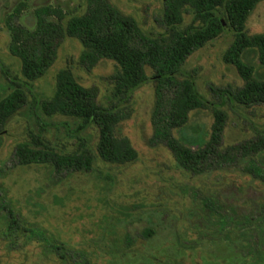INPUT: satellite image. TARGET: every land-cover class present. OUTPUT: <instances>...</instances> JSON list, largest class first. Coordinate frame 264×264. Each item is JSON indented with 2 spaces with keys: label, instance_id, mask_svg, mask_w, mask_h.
<instances>
[{
  "label": "rangeland",
  "instance_id": "374dc122",
  "mask_svg": "<svg viewBox=\"0 0 264 264\" xmlns=\"http://www.w3.org/2000/svg\"><path fill=\"white\" fill-rule=\"evenodd\" d=\"M110 2L136 20L145 39L161 31V0ZM45 6L61 9L64 22L83 13L86 0H0V96L5 84L3 69L22 79L19 59L9 52L8 26L33 29L35 11ZM246 32L264 33V0L249 13ZM232 40V32L225 30L186 61L185 68L196 73L197 87L207 99L217 100L209 84L243 83L235 68L222 59ZM81 49L76 38L63 40L54 64L32 82L25 105L5 126L0 146V183L7 189L14 212L26 226L45 233L50 240L84 251L93 264H241L249 256L245 246L248 239L231 222H218L214 211L230 217L257 214L264 199V185L248 173V167L264 169V154L262 159H237L201 174L180 168L163 143L149 142L155 102L153 81L137 89L122 106L130 116L121 122L119 131L137 151L134 162L108 163L95 153L91 170L71 174H56L49 164L12 165L15 146L28 131L37 132L40 127L45 129L44 137L58 148L70 150L76 146L77 138L68 131L76 122L61 115L47 117L38 108L37 102L52 95L59 69L70 66L80 84L98 88L100 103H109L111 86L106 77L114 61L101 59L87 72L78 64ZM242 59L255 66L257 78H264V66H259L255 49L246 50ZM146 73L150 76L151 69L146 67ZM225 111L228 121L223 147L251 138L254 127L264 129L262 105L244 110L225 107ZM212 121L210 108L193 110L186 125L174 134L196 148L208 137ZM78 134L90 135L92 145L96 143L94 127ZM259 228L260 232L264 230L263 225ZM252 229V233L258 231L256 226ZM12 238L7 236L0 210V264H65L38 238L27 240L22 236L10 243ZM75 260L80 262V257Z\"/></svg>",
  "mask_w": 264,
  "mask_h": 264
},
{
  "label": "trees",
  "instance_id": "16d2710c",
  "mask_svg": "<svg viewBox=\"0 0 264 264\" xmlns=\"http://www.w3.org/2000/svg\"><path fill=\"white\" fill-rule=\"evenodd\" d=\"M161 1V31L151 39H145L136 20L117 9L110 0H86L84 12L70 16L64 22L65 14L61 9L45 6L35 11L33 29L7 24L9 52L19 59L22 79L7 68L1 71L5 84L0 96V146L7 122L25 105L26 92L31 91L32 82L54 64L58 48L66 37L80 42L78 64L85 71L90 72L101 59L114 61L113 69L106 77L111 86L106 105L98 101V88L80 84L70 66L57 71L52 95L35 102L47 117L61 115L76 122L75 127L68 130L77 138L76 146L70 150L58 148L44 137L45 129L40 127L37 132L28 131L26 138L15 146L13 166L49 164L56 174H71L91 170L95 153L108 163L134 162L137 151L128 137L119 131L121 122L130 116L122 106L148 81L154 82L155 96L149 142L163 143L180 168L191 174H201L220 169L237 159L256 156L262 159L264 129L254 127L251 138L226 147H223V135L228 121L225 107L244 110L264 106V78H257L255 66L242 59L246 50L255 49L259 66H264V33L249 35L246 32L249 13L263 0ZM20 7L16 8L17 12ZM225 30L232 32L233 40L222 59L235 68L243 83L241 86L209 84V90L217 98L211 100L200 93L196 73L186 69L185 64L192 53ZM146 67L152 71L150 76ZM208 108L213 116L208 137L192 148L174 132L186 125L191 111ZM90 127H94L97 134L94 145L90 135L78 134ZM250 166L248 173L264 185V169ZM0 210L6 222L7 236L13 237L10 243L22 236L27 240L38 238L49 253L65 264H93L84 251L73 250L26 226L11 207L2 183ZM210 210L213 212V208ZM214 212L218 222L222 225L231 222L248 239L245 246L249 256L241 264H264V230L259 231L262 225L264 228V199L256 215L230 217ZM253 226L259 232L252 233L254 230L250 228ZM76 257H80V262H76Z\"/></svg>",
  "mask_w": 264,
  "mask_h": 264
}]
</instances>
